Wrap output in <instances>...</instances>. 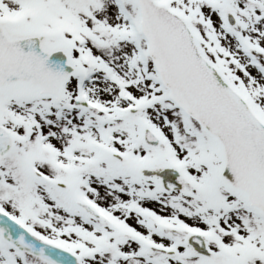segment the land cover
Wrapping results in <instances>:
<instances>
[{
  "label": "snow or ice",
  "instance_id": "snow-or-ice-1",
  "mask_svg": "<svg viewBox=\"0 0 264 264\" xmlns=\"http://www.w3.org/2000/svg\"><path fill=\"white\" fill-rule=\"evenodd\" d=\"M0 264H264V0H0Z\"/></svg>",
  "mask_w": 264,
  "mask_h": 264
}]
</instances>
